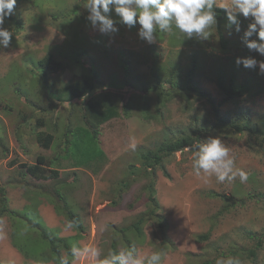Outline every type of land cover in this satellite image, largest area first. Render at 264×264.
<instances>
[{"label":"rangeland","instance_id":"rangeland-1","mask_svg":"<svg viewBox=\"0 0 264 264\" xmlns=\"http://www.w3.org/2000/svg\"><path fill=\"white\" fill-rule=\"evenodd\" d=\"M221 5L230 6V0H216ZM83 7L84 0H17L13 20L4 25L13 38L0 49V189L9 211L0 205V264H59L56 255L71 264L63 246L52 251L41 240L40 228L69 249L94 245L101 258L134 248L141 257L161 252V264H216L229 256L264 264V75L235 63L240 57L264 59L241 43L249 21L241 18L242 31L229 35L218 16L207 40L188 39L173 26L170 33L157 31V41L148 44L136 28L100 34ZM47 54L59 68L41 76L38 61ZM190 70L195 87L212 102L184 90ZM81 78L105 87L88 95L90 101L120 103L118 116L96 127L101 155L93 160L65 144L66 138L79 140L86 127L80 108L87 99L53 92ZM218 79H233L244 95L221 104ZM172 85L179 88L170 96L157 98L151 91ZM39 132L53 134L49 149L36 142ZM185 136L192 144L159 164L141 159ZM207 137L231 149L235 167L248 173L246 183L194 174L189 149ZM38 157L43 168L58 172L56 178L36 181L24 173L19 165H34ZM63 206L80 229L64 230Z\"/></svg>","mask_w":264,"mask_h":264},{"label":"clouds","instance_id":"clouds-1","mask_svg":"<svg viewBox=\"0 0 264 264\" xmlns=\"http://www.w3.org/2000/svg\"><path fill=\"white\" fill-rule=\"evenodd\" d=\"M17 0H0V49L9 48L13 34L4 27L5 22L15 10ZM216 0H84L87 11L86 20L90 26L102 35L112 36L120 27L128 30L137 29V36L148 44L157 41L156 32L170 33L173 26L188 39H208V29L217 25L218 15L215 11ZM224 9L225 27L229 35L242 31L241 18L248 20L243 29L241 43L249 52L264 57V0H230V6ZM115 17V18H113ZM256 37L253 39L252 37ZM235 63L245 69L258 68V74L264 75V59L252 56L237 58ZM129 147L136 148L135 138H130ZM193 153V171L197 177L205 178L215 175L223 183L237 177L241 183L248 181V173L235 167V157L231 149L218 137H207L189 149ZM78 227L75 220H68L65 231ZM71 264L88 259L94 264H161L162 253L153 252L141 257L136 249L125 248L109 252L101 258V250L94 245L70 248ZM59 264H70L65 256L59 258ZM216 264H241L237 257L217 258Z\"/></svg>","mask_w":264,"mask_h":264},{"label":"trees","instance_id":"trees-1","mask_svg":"<svg viewBox=\"0 0 264 264\" xmlns=\"http://www.w3.org/2000/svg\"><path fill=\"white\" fill-rule=\"evenodd\" d=\"M215 11L217 12L218 16H224V9L215 7ZM9 20H13V17L11 16ZM16 27H18V22L15 24ZM217 35L219 38V41L221 45H224V38L222 35L221 30L217 29ZM53 56L51 54H47L44 57H42L38 61V65L41 67V76H46V69L50 68L52 71L58 70L59 64L56 66H53ZM194 64V62H193ZM193 72L192 70L188 71L185 77V86L184 90L186 92L195 95L199 98H206L208 102H212V98L208 96L204 91L198 89L193 84L192 76ZM44 81V80H43ZM46 84V80L44 81ZM215 85L218 89V91L223 95V101L222 103L230 102L234 100L235 98H240L244 95V89L240 86H234L233 79H229L228 82L224 81L223 79H218L215 82ZM96 85L93 80H90L89 78H81L78 81H75L73 83H70L69 85L65 86L62 89H54L53 92L55 94L59 93H65L67 96H69V100H86L88 95L92 94V92H95L96 90L105 89V87H99ZM179 88L177 86L172 85L171 89L169 90H163L158 87H153L151 91H153L157 98H160L161 96H170L171 92L170 90ZM52 89V88H51ZM103 102H92L90 101V98H88L85 101V104L80 110L82 111V119L85 124V129L78 131L81 135L79 140L72 142L71 139L69 140L66 138L65 144L67 147L70 148L71 152L74 151H80L81 152H88L86 153V157H88L90 160H93L101 155V153H98L96 151L97 148V129L96 127L102 124L107 123L108 121L116 118L118 116V108L120 106V103L117 101L106 99L102 97ZM121 109H125V105L123 104ZM122 110V111H123ZM124 112V111H123ZM234 128H237L236 126H233ZM54 139L53 134L46 133V132H39L36 135V142L40 145V147L44 149H49L51 146V143ZM79 142V146L76 144ZM192 144V138L189 136L181 137L174 141L173 143H169L167 145H163L158 147L155 151H148L145 154L141 155V159L145 162H152L153 164H159L162 161V157L164 155H169L171 153L177 152L182 150L183 148L190 146ZM83 146V147H82ZM82 152V153H83ZM74 154V153H72ZM44 164V160L42 157L37 158V163L34 165H28V164H21L19 165L23 170L24 173L29 176L30 178L36 180V181H45L49 179H54L58 176V172L55 170H47L42 167ZM56 192V191H55ZM59 196V195H57ZM3 196V188L0 189V205H1V211L2 212H8L7 208L4 206L5 200ZM62 209L64 210V213L66 215L67 220H75L77 223L78 221L76 218L69 212V210L66 208V206H63ZM80 225L78 223L79 228ZM133 229L136 233L139 232V222L136 224H133ZM39 236L42 241H46L51 250L55 251L56 245H61L65 248V250L70 253L69 247L66 245L65 241L61 239H54L45 229H39ZM55 254V253H54ZM57 256V260L59 262L60 256Z\"/></svg>","mask_w":264,"mask_h":264}]
</instances>
